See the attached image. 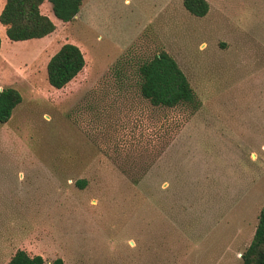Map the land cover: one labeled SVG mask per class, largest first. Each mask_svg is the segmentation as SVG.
<instances>
[{"label":"rangeland","instance_id":"obj_1","mask_svg":"<svg viewBox=\"0 0 264 264\" xmlns=\"http://www.w3.org/2000/svg\"><path fill=\"white\" fill-rule=\"evenodd\" d=\"M5 0H0V12ZM85 0L51 34L0 22V87L23 101L0 123V264L18 249L65 264H241L264 207V0ZM67 42L86 65L48 80ZM160 50L200 106H155L139 65ZM79 179H85L81 187Z\"/></svg>","mask_w":264,"mask_h":264},{"label":"trees","instance_id":"obj_2","mask_svg":"<svg viewBox=\"0 0 264 264\" xmlns=\"http://www.w3.org/2000/svg\"><path fill=\"white\" fill-rule=\"evenodd\" d=\"M46 0H6L0 22L6 26V33L12 40L41 38L55 31L56 23L42 12ZM53 13L63 21L73 20L81 11L85 0H48ZM184 6L196 16H205L210 5L207 0H183ZM2 38L0 36V47ZM86 59L82 49L75 43H64L47 64L48 80L56 88L71 82L85 67ZM140 91L152 105L177 107L187 105L194 109L200 106V99L189 78L177 60L166 50H160L138 67ZM23 101V95L15 87H0V123L10 120L14 109ZM81 187L85 179H79ZM241 264H264V207L250 244L241 255ZM6 264H65L57 257L47 262L43 255H30L18 249Z\"/></svg>","mask_w":264,"mask_h":264},{"label":"crops","instance_id":"obj_3","mask_svg":"<svg viewBox=\"0 0 264 264\" xmlns=\"http://www.w3.org/2000/svg\"><path fill=\"white\" fill-rule=\"evenodd\" d=\"M5 2H6V0H5L4 3L2 4V6H1L2 8H3L4 4H5ZM78 14H79V13H78ZM78 14H77V15H78Z\"/></svg>","mask_w":264,"mask_h":264}]
</instances>
